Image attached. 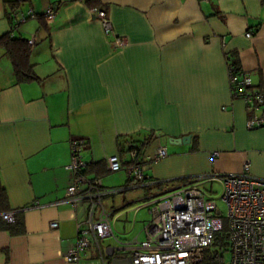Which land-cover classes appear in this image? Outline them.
Here are the masks:
<instances>
[{
    "label": "crops",
    "instance_id": "1",
    "mask_svg": "<svg viewBox=\"0 0 264 264\" xmlns=\"http://www.w3.org/2000/svg\"><path fill=\"white\" fill-rule=\"evenodd\" d=\"M11 1L0 0V38L10 32L33 39L32 74L19 78L0 43V182L24 229H0V264H103L92 245L77 262L64 258L87 208L63 201L73 175L66 168L72 138L87 140L85 163L115 154L123 135L143 140L153 131L152 139L139 142L144 155L154 153L146 147L151 141L154 150L157 143L167 148L144 174L173 182L147 192L128 185L123 170L118 185L124 190L106 197L110 204L103 200L111 217L139 192L146 200L185 178L238 173L245 159L264 178V126L246 129V106L231 95L227 64L234 53L252 86L264 89V0H22L12 19ZM92 8L105 10L112 34ZM115 37L125 43L117 46ZM186 134V146L168 142ZM106 174L88 177L114 187ZM33 200L40 206L27 207ZM108 246H116L112 237L101 240L103 251ZM118 257L105 253L104 261L116 264Z\"/></svg>",
    "mask_w": 264,
    "mask_h": 264
},
{
    "label": "built area",
    "instance_id": "2",
    "mask_svg": "<svg viewBox=\"0 0 264 264\" xmlns=\"http://www.w3.org/2000/svg\"><path fill=\"white\" fill-rule=\"evenodd\" d=\"M91 12L105 33L112 34V24L105 10L92 8ZM52 15L53 9L46 8L45 17L49 19ZM28 16L35 14L29 10ZM21 19H25V16ZM251 34V31H247L245 36L250 37ZM114 42L121 46L125 40L115 37ZM28 43H33V39L30 38ZM228 72L232 97L242 98L246 106V129L264 126V89L253 87L246 74H235L230 68ZM83 147V138L70 140L71 160L66 168L73 175L63 201H83L87 203V208L85 217L77 221L76 241L65 253V260L77 262L92 245L103 264H106L104 254L114 252L119 254V264H203L205 250L226 220L229 244L227 264H264V178L250 172L249 159H245L238 173L201 175L164 194L146 198L147 202L142 207H148L151 218L142 227L143 238L121 239L113 233L111 212L106 210L103 200L123 191L125 186L105 187L100 178L92 179L83 174L86 164ZM167 154L166 146L157 143L152 155H139L138 150L131 147L124 158L116 152L108 156L105 163L109 172L124 170L128 185L148 186L158 180L146 179L145 165ZM203 177L221 182L222 200L226 205L224 215L220 214L215 201L197 183ZM39 206L40 202L33 200L27 207ZM14 214V210L8 211L2 213L1 217L12 222ZM50 225L55 227L57 222L52 221ZM107 237H112L116 246H108L103 251L101 240Z\"/></svg>",
    "mask_w": 264,
    "mask_h": 264
},
{
    "label": "trees",
    "instance_id": "3",
    "mask_svg": "<svg viewBox=\"0 0 264 264\" xmlns=\"http://www.w3.org/2000/svg\"><path fill=\"white\" fill-rule=\"evenodd\" d=\"M21 1L22 0H12L10 2V4H13L11 8L12 7L14 8L16 6L14 9L12 8L13 11L9 13L11 19L16 15L17 12L16 8L18 7L17 5H19ZM0 43L4 46L6 50V54L11 59L15 69V73L19 76V78L22 79L29 78L32 72L29 69L31 64L30 63L28 64L29 44L27 42V39L23 37H16L14 35H11L10 32H7L4 36L0 38ZM26 64H28V66ZM227 64H228V68H230V70L233 73L240 75L245 74L240 70L239 62L234 53H229L227 55ZM153 137H154L153 131L147 132L143 140H136L131 135L118 136L117 152L120 154L122 158H124L127 152L129 151V149L133 147L138 150L139 155H142L145 145L140 144L139 142L141 141V143H143L142 141L145 142L146 140L152 139ZM137 142L139 144H136ZM86 143L87 140L84 139V146L86 145ZM88 172H95V174L98 177V175H102L104 173L106 174L109 171L106 168L105 161H97V162H90L85 164L82 173L88 176ZM182 180L185 183L191 181L190 178H185ZM127 181L128 180H126V182ZM172 182L173 180H166V181L158 180L156 183L145 186L144 189L147 192H149L152 188L159 189ZM13 210L15 211V214H14V220L12 222H8L1 217L2 213ZM19 214H20L19 211L10 208L7 192L5 190V187L0 182V229H8L10 233L13 234L22 232L24 229ZM227 236H228V226L226 220H224L223 228L215 234L212 244L205 250L203 264H227L225 258L226 252L229 250Z\"/></svg>",
    "mask_w": 264,
    "mask_h": 264
},
{
    "label": "rangeland",
    "instance_id": "4",
    "mask_svg": "<svg viewBox=\"0 0 264 264\" xmlns=\"http://www.w3.org/2000/svg\"><path fill=\"white\" fill-rule=\"evenodd\" d=\"M146 147L148 151L151 149L154 151V144L152 141L149 142ZM122 171L123 170L114 172L111 171L107 173L103 179L108 183L107 185L109 186L118 185L119 181L124 178ZM199 182L200 187H202L206 195L215 201L218 209L220 210V214L224 215L226 213V205L222 200L223 186L221 182L218 180L210 181L206 177L200 179ZM138 196L139 197L132 204L117 210L110 219L113 233L122 239H129V237L135 234H138L139 239H142L143 234L140 231L145 222L151 218L148 207H140L145 205L147 202L144 197L142 198L143 191L139 192ZM105 201L106 203L110 204L111 199L106 198ZM137 207L140 208L136 210ZM225 258L226 261L229 259V250L226 252Z\"/></svg>",
    "mask_w": 264,
    "mask_h": 264
},
{
    "label": "water",
    "instance_id": "5",
    "mask_svg": "<svg viewBox=\"0 0 264 264\" xmlns=\"http://www.w3.org/2000/svg\"><path fill=\"white\" fill-rule=\"evenodd\" d=\"M191 135L186 134L181 137H169L168 142L173 144H188L190 142ZM119 264V263H116Z\"/></svg>",
    "mask_w": 264,
    "mask_h": 264
}]
</instances>
